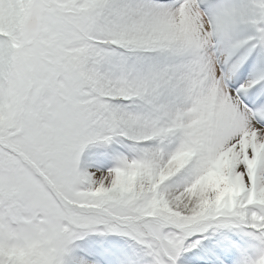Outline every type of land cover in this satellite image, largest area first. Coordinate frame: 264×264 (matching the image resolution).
Instances as JSON below:
<instances>
[{"label": "snow or ice", "instance_id": "obj_1", "mask_svg": "<svg viewBox=\"0 0 264 264\" xmlns=\"http://www.w3.org/2000/svg\"><path fill=\"white\" fill-rule=\"evenodd\" d=\"M0 264H264V0H0Z\"/></svg>", "mask_w": 264, "mask_h": 264}]
</instances>
